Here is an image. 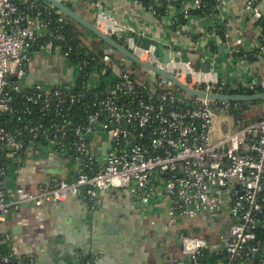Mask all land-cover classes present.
<instances>
[{
    "label": "built area",
    "instance_id": "2783aa9c",
    "mask_svg": "<svg viewBox=\"0 0 264 264\" xmlns=\"http://www.w3.org/2000/svg\"><path fill=\"white\" fill-rule=\"evenodd\" d=\"M17 1L36 10L38 17L20 13ZM132 2L144 12L156 13L154 6ZM257 2L247 0L245 8L260 21L262 14ZM201 6L202 0L188 1L181 13L187 18ZM53 10L58 21L65 22V15L49 3L0 0V115L16 114L19 111L16 98H21L24 114L31 116L34 111L29 105H33L47 118L27 128L33 139L47 140L45 145L36 142L26 145L16 134L0 128V159L3 157L10 163L0 167V178L4 179L0 183V230L4 240L11 242L5 229L10 212L24 204L40 207L72 197L91 201L105 190L116 189L131 196L141 214L151 213L155 201L162 196L169 202L167 222L172 228L184 220L217 217L227 211L232 224L230 236L222 244L228 254L223 264H254L251 255L264 254V244L257 233L264 225V118L248 123L246 112L236 107L238 102H213L185 93L193 100L189 101L192 108L184 109L180 105L188 101L177 93L171 80L141 71L143 79L136 81L114 66L108 79L106 70L92 74L88 88L105 83L106 93L95 97L78 122H74V106L79 97L42 82L25 84L28 66L36 52L49 58L62 56L69 62L70 49L64 52L60 45L66 43L64 36L49 30V20L39 19L42 14L39 11L51 16ZM97 17L96 26L102 31L120 33L125 29L116 23L105 24L103 13ZM128 34L126 46L140 59L172 73L192 88L211 93L216 85L221 88L240 85L218 81L213 72H197L191 61L183 62L175 55L166 64L163 62L166 50L156 56V48L144 50L132 32ZM40 36H47L48 40L32 52ZM255 49L263 54L264 44L258 42ZM239 51L237 46L234 52ZM104 61L109 64L111 57L106 55ZM241 85L253 88L255 82ZM260 86L264 89V80ZM218 115L230 116L234 130L224 132L216 141L213 134ZM100 133L110 144L105 157L92 152V138ZM64 147L71 148L75 154L73 161L79 165L73 181L53 180L33 192L18 188L14 195L8 191V179H16L21 172L23 154L30 151L39 154L49 148L67 157L64 151L60 152ZM200 227L205 229L206 224ZM179 237L181 257L174 264H199L207 251L215 250L202 234L184 232ZM3 261L10 262L11 256ZM29 264H34L31 257Z\"/></svg>",
    "mask_w": 264,
    "mask_h": 264
},
{
    "label": "crops",
    "instance_id": "0c3cea01",
    "mask_svg": "<svg viewBox=\"0 0 264 264\" xmlns=\"http://www.w3.org/2000/svg\"><path fill=\"white\" fill-rule=\"evenodd\" d=\"M173 1L177 3L161 19L142 11L132 0H68L67 4L92 23L96 24L98 14L103 13L105 24L124 26L123 32L108 34L122 38L125 45L128 33L134 32L138 42L144 38L159 41L161 50L174 48L175 57H187L193 65L210 61L218 81L234 85L264 80L263 61L252 64L233 57L237 46L245 52L258 46L264 0H258L256 5L262 14L260 21L245 8L247 0H218V7L209 16L190 15L184 25L176 24V20L186 2ZM77 75V69L64 57L49 58L36 52L25 84L42 82L48 87L65 84L72 88ZM233 128V120L224 122L222 132L214 130V139L217 141ZM91 144L92 152L102 157L103 145L110 147L102 133L93 136ZM78 170L75 161L49 148L39 154L30 151L19 176L8 179V191L14 195L18 188L33 192L53 180L73 181ZM155 203L151 213L141 214L126 192L108 189L91 201L72 197L40 207L24 204L10 212L5 229L11 236L13 254L31 257L34 264H174L181 257L180 233L204 235L214 251L222 250L223 241L230 236L232 220L227 211L217 217L184 220L172 228L167 222L169 202L161 196ZM204 223L206 228L202 229L200 225Z\"/></svg>",
    "mask_w": 264,
    "mask_h": 264
},
{
    "label": "trees",
    "instance_id": "16d2710c",
    "mask_svg": "<svg viewBox=\"0 0 264 264\" xmlns=\"http://www.w3.org/2000/svg\"><path fill=\"white\" fill-rule=\"evenodd\" d=\"M37 3L47 4L43 0H34ZM142 6H154L155 9V16L157 19H161L170 8L172 4H176L177 2L173 0H137ZM192 0H185L184 2H188ZM20 8V13H26L29 17L36 19L37 11L31 10L28 4H23L17 1ZM156 2H159L157 4ZM182 3V2H181ZM180 3V4H181ZM157 4V6H156ZM177 4V5H180ZM184 5V4H183ZM218 7V0H202V6L200 9L194 10L190 12V15L205 17L209 16L215 9ZM41 12V20H49V30L51 32H55L57 34H61L66 39V43L60 44L62 46V51L69 53V64L73 67H79L80 70L78 71V75L76 78V84L74 87L70 88L65 84H58L56 87L61 88L64 91L70 92V94H75L79 97L80 101H77L74 106L75 118H73L74 122H78V117L83 116V112L86 107L91 104L92 100L95 97L101 96L106 93L107 85L101 84L100 87L95 89L88 88V82L94 72H101L102 70H106L105 77L110 78L111 72L113 71V67H119L122 72H127L134 80L142 81L143 75L141 73L142 68L121 57L117 52L112 50L111 48L105 47L102 49L101 47L104 46V42L99 40L97 37H94L93 41H89L82 32V27L79 26L74 21L70 20L69 18L65 19V22H59L58 16L55 14L54 10L52 11L51 16H47L46 13ZM186 18L182 15H179L178 19L176 20V24L184 25L186 23ZM261 37H259L260 44H264V25H263V32ZM223 36V35H222ZM115 40L119 43L125 45L124 40L118 36H113ZM48 40L47 36H40L37 40V44H35L33 51H36L38 47L44 45ZM109 55L111 57V62L106 64L104 61V57ZM233 57L236 61L244 60L248 63H256L258 60L264 62V53L259 54L257 49H254L252 52H245L240 49L238 53L233 54ZM202 89L205 90L204 87ZM177 93L186 99V103L181 104L180 106L184 109L192 108V105L188 106L189 101L193 100L192 98L187 97L183 91H181L178 87H176ZM214 93H224V94H233V95H253L257 93L264 92V89L261 88L260 83H255L253 88L245 87L243 85H238L237 88H221L220 85H216V87L211 90ZM22 99L16 98V104L19 108V111L14 115H7L1 114L0 115V128L4 127L9 132L16 134L20 138H22L26 145H29V142H36L41 143L42 145L46 144L47 140H40V139H33L29 134L28 127H31L37 121L44 122L47 118L39 112L36 106L29 105V108L33 109V114L31 116L24 114L22 112L24 106H21ZM191 104V103H190ZM264 104V102H242L238 103L236 107L240 108V110L246 112L245 118L248 119V113L250 109L254 106H258ZM235 105V104H233ZM35 113V115H34ZM42 114V115H41ZM260 118H252L251 120H247L248 123L258 121L263 119ZM64 151L67 158L71 161L74 160L75 154L71 151V148H62L60 152ZM63 153V152H62ZM23 160L25 159V154L22 155ZM8 163L5 161V158L0 159V167H5ZM4 181L3 178H0V183ZM258 240L261 244H264V225L258 229ZM11 256V261L6 263L3 261L4 257ZM228 260V254L225 250L220 251H207L205 255L200 258L199 264H220L226 263ZM251 260L254 264H261L264 262V254L258 253L255 255H251ZM0 264H29L28 257H17L16 255L13 256V251L11 249V242L4 240V233L0 230Z\"/></svg>",
    "mask_w": 264,
    "mask_h": 264
},
{
    "label": "water",
    "instance_id": "95a60500",
    "mask_svg": "<svg viewBox=\"0 0 264 264\" xmlns=\"http://www.w3.org/2000/svg\"><path fill=\"white\" fill-rule=\"evenodd\" d=\"M46 3L51 4L54 8L62 12L66 18L77 23L79 26L85 29L83 35L91 42L93 41L94 37H97L99 40L104 42V46L101 48L104 49L105 47L111 48L115 52H117L121 57L139 65L142 68V71H150L156 75L162 76L171 80L181 91H183L186 95L190 97H197L202 99H208L213 102H264V92L257 93L253 95H233V94H224V93H207L199 89H195L190 87L189 85L182 83L178 80V78L173 75L172 73L159 68L149 62L143 61L140 59L134 52L130 50L126 45L119 43L115 40L112 36H110L107 32L100 30L95 23L87 20L82 16V14L72 7H70L67 2L68 0H43ZM76 2L77 0H72ZM261 26L264 25V20L260 23ZM120 30H122L120 28ZM132 36L137 41L136 34L133 32ZM137 44L144 50L153 46L156 48L155 55L161 56L162 50L159 41L146 39L144 38L142 41L138 42ZM174 57V48L164 52L163 55V62L168 64L172 58ZM183 62H188L189 59L187 57L181 58ZM193 65V64H192ZM195 71H200L202 73L210 74L212 72V65L210 61H201L198 64L193 65ZM187 78H191V74L187 75ZM190 106V103H188ZM109 148L108 144H104L102 147L103 155H106L107 149Z\"/></svg>",
    "mask_w": 264,
    "mask_h": 264
},
{
    "label": "rangeland",
    "instance_id": "374dc122",
    "mask_svg": "<svg viewBox=\"0 0 264 264\" xmlns=\"http://www.w3.org/2000/svg\"><path fill=\"white\" fill-rule=\"evenodd\" d=\"M264 116V104L254 106L253 108L250 109L248 113V119L251 120L252 118H260ZM232 118L230 116H224V115H218L216 117V122H215V133L213 134V137L216 138V132L220 133L224 129V122H232Z\"/></svg>",
    "mask_w": 264,
    "mask_h": 264
}]
</instances>
